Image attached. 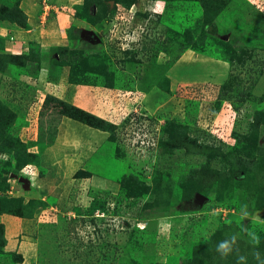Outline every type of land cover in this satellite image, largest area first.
Instances as JSON below:
<instances>
[{
	"label": "rangeland",
	"instance_id": "rangeland-1",
	"mask_svg": "<svg viewBox=\"0 0 264 264\" xmlns=\"http://www.w3.org/2000/svg\"><path fill=\"white\" fill-rule=\"evenodd\" d=\"M115 1L0 0V264H264V74L243 76V101L230 74L264 55V0L239 17L229 0ZM64 9V39L41 47L39 18ZM147 26L152 43L134 36ZM57 79L88 83L96 103ZM49 96L98 119L61 116ZM130 115L159 148L123 144L145 129L124 132ZM61 130L72 145L42 159ZM123 195L141 200L113 213Z\"/></svg>",
	"mask_w": 264,
	"mask_h": 264
},
{
	"label": "crops",
	"instance_id": "crops-1",
	"mask_svg": "<svg viewBox=\"0 0 264 264\" xmlns=\"http://www.w3.org/2000/svg\"><path fill=\"white\" fill-rule=\"evenodd\" d=\"M63 1L68 2V4L69 3L72 4V2L73 3L75 2L76 4H82L84 0H63ZM64 5H66V4H64ZM247 5H248L247 2H245L244 0H232V2L229 4V6H231L234 9L235 15H238V17L242 14L244 9H247L245 7ZM67 7L69 8V6H67ZM72 14H73V12H71L69 9L62 11L60 13L61 17H58V19H56L54 22L50 21L49 25L46 27L44 25V23H45L44 20L39 18L38 24L35 27H36V29L40 28V30L37 31V33L40 34V36H41V37H39L41 47L49 46L50 40L51 41L52 40L59 41V40L64 39V37H65V26H68L67 24L72 20ZM32 30L28 29L26 32H24L23 33L24 37H26V36L28 37V34L32 33ZM43 35H45V36H43ZM18 45H19V42L13 43L14 47H16ZM39 74H40L41 79L42 78L45 79V77L49 76V74L47 73V71L45 69L41 70V73H39ZM57 74L55 75L56 77L62 76V79L65 80V77H66L65 74L66 73L64 71H59ZM57 80L59 81L58 85L61 86V88H60L61 90H62V88H64L66 90L69 87V89L71 91L70 92L71 95H72V93H74L73 91L76 90V93H78V92L81 94L83 93L87 97L88 103L85 106L83 105V102L85 100L83 102L81 101V103L77 104V105H81L82 108L89 109L91 107V105L93 106L96 103V102H94V99H95L94 93H92V90L90 89V87H91L90 85H88V84H73V83H68L67 80H66L67 82L64 80L61 81L60 79H57ZM50 81H51V83L56 84L55 82H53V80H50ZM73 88H74V90H73ZM82 97H83L82 95H79V98H82ZM76 101H77V99H76ZM75 104H76V102H75ZM99 106H101V103ZM62 132H63V130H61V132L58 135L57 140L54 144H52V145L49 144L44 149V155L42 156V159H44V160L47 159L48 158L47 154L53 155L52 154L53 152L55 153V152H59V150L61 151V149H63L62 147L65 145H68V144L72 145L69 142L67 144L64 143L66 140H64V138H63L64 135H61ZM54 156L56 158L55 154H54ZM47 160H49V159H47ZM63 161H61V162H63Z\"/></svg>",
	"mask_w": 264,
	"mask_h": 264
},
{
	"label": "trees",
	"instance_id": "trees-1",
	"mask_svg": "<svg viewBox=\"0 0 264 264\" xmlns=\"http://www.w3.org/2000/svg\"><path fill=\"white\" fill-rule=\"evenodd\" d=\"M169 1H177V0H169ZM179 1H184V0H179ZM187 1H191V0H187ZM230 1H232V0H229V2ZM84 3H85V0H84L83 4ZM128 5H131V3L129 2ZM223 7H221L220 12L222 11ZM144 14H146V13H144ZM157 34H158V31H157ZM149 37H151V38H149ZM147 39H150V42L152 43V42H154L153 40H156V39H159V38H157V36H155L153 38L152 37V34H151L150 36L147 37ZM131 51L133 52V54H137L138 53V52H136V50H131ZM256 60H258L259 62H257ZM263 61H264V55H262L260 57V55L255 51V54L253 53V56L251 58L246 59L243 64H239V63H235V64L233 63L232 64L231 69H230V74L234 78V80L237 82V89H236V91H234V97H235V99H238L239 101H243L244 99H246L247 94L249 93L250 90H248L247 87L244 88V86H243L244 77L243 76H245V78H246L247 76L249 77L251 75H254V77H253L254 78L253 84L251 86L255 85V83L257 82V80L259 79V77L262 74H264ZM253 62H255L256 65ZM71 83H73V84H81L80 82H77V81H72ZM82 84H88V83H82ZM230 95H232V94H230ZM49 97H50V99H47V100L48 101H51L53 103V105L55 106L54 108H59L60 109L59 110V114L61 116H69L70 118L78 119L79 121H83L84 123H87V124H89V121L86 120V119H84V117L86 115H89L91 117H94L95 119L96 118L98 119V117H95L94 115L92 116L91 115L92 113L87 114L86 111L82 110L79 107H76L74 105H71V104H69V103H67L65 101H62V100H60V99H58L56 97H51V96H49ZM68 108H71V109L75 110V112L74 113L73 112H70ZM158 144H159L158 145V148H159V146L161 145V137L160 136H159V143ZM0 154H7V153L6 152H0ZM2 159L5 160V161H8L9 160V158H7V159L2 158ZM129 198L137 199L136 201L134 200L135 202L132 203L133 205L137 204L139 202V200H141V198H139V197H133L132 195H126L124 197L118 196L115 199L116 206L112 210L113 213L114 212L120 213L121 212V210H120L121 203L123 202V200H128ZM102 207H103L104 210H106V208H107V207H104V204H103ZM16 214L19 215V216L21 215V214H18V213H16ZM0 226L3 228L2 225H0ZM134 228L135 229H139V227H135V226L133 227V229ZM132 231L130 233H132ZM0 240L3 241L2 244H4L5 241H6V238H5V235H4V231L1 234V239ZM1 246L2 245L0 244V248H2ZM20 259H22V256L21 255H20Z\"/></svg>",
	"mask_w": 264,
	"mask_h": 264
},
{
	"label": "built area",
	"instance_id": "built-area-1",
	"mask_svg": "<svg viewBox=\"0 0 264 264\" xmlns=\"http://www.w3.org/2000/svg\"><path fill=\"white\" fill-rule=\"evenodd\" d=\"M135 6V4H133V7ZM131 12L133 11V8H132V6H131ZM138 10H140V9H138ZM142 31H143V28H142ZM141 31V32H142ZM137 34L138 35H134V36H143V34L141 35V34H139L138 33V31H137ZM125 37H126V35H125ZM128 38L126 37V43L123 45V46H129V42H127L128 40H127ZM137 39V37L136 38H134V39H132V40H136ZM134 119H138L137 117H135V118H133V116L132 115H130V116H128L126 119H124L125 121H123V124L121 125V127H126L125 129H124V132H128V131H130V128H132L133 129V131L134 130H136V129H142V128H145L144 129V131L140 134V132L138 131L137 132V134H136V136H137V138H130V137H127V139H126V137H125V142H123V144H125L127 147L128 146H142V145H147V146H152V145H157L158 144V142H157V140H155V137L152 135V133L148 130V126L147 125H141V123H140V121L142 120V119H147V118H139L138 119V123L137 124H135L133 127H130V128H128L127 126H124V125H131V124H129V123H132V124H134L136 121L134 120ZM134 121V122H133ZM118 131V130H117ZM126 134V133H125ZM124 134V135H125ZM126 136V135H125ZM123 140V139H122ZM126 140H127V142H126ZM151 140V141H150ZM153 149H156L155 147H152ZM157 148H158V146H157ZM6 157V156H5ZM4 159H7V158H4ZM32 168V167H31ZM30 168V169H31ZM22 171H24V169H21V172ZM27 172H29V171H27ZM29 173H34V172H29ZM110 204V203H109ZM107 210L109 211V209L107 208ZM113 210V209H112ZM99 212V213H98ZM111 212V211H110ZM101 215H104V213L103 212H101L100 213V210H97L96 211V215L95 216H97V217H102Z\"/></svg>",
	"mask_w": 264,
	"mask_h": 264
},
{
	"label": "flooded vegetation",
	"instance_id": "flooded-vegetation-1",
	"mask_svg": "<svg viewBox=\"0 0 264 264\" xmlns=\"http://www.w3.org/2000/svg\"><path fill=\"white\" fill-rule=\"evenodd\" d=\"M107 4L109 5V7H111V5H113V7L114 6H117L118 5V3L115 1V0H107ZM132 4H134V2L132 3ZM112 8V7H111ZM131 8V7H130ZM129 8V11L131 12V9ZM115 9H117V7H115ZM111 15V12L110 11H108V13H106V15H105V19L107 20V21H105V23L107 22V25L108 26H117V19H119L118 17H116L115 19H114V17H113V19H112V17L110 16ZM131 16H133V15H131ZM121 17H123V16H121ZM142 17V16H141ZM124 19H126L127 17H123ZM115 20V21H114ZM127 22V30H123V32H125L126 33V31H128V33H130L131 31H133V30H130L131 29V21L130 20H128V21H126ZM120 24H122V25H124L125 24V22L123 21L122 23H120ZM130 27V28H129ZM119 28V27H118ZM110 29V28H109ZM111 31H112V29H110ZM121 39V37H119L118 36V39ZM124 39L123 40H121V43H123V41L124 40H126V37H123ZM165 38V37H164ZM163 38V40H165ZM166 42V41H165Z\"/></svg>",
	"mask_w": 264,
	"mask_h": 264
},
{
	"label": "clouds",
	"instance_id": "clouds-1",
	"mask_svg": "<svg viewBox=\"0 0 264 264\" xmlns=\"http://www.w3.org/2000/svg\"><path fill=\"white\" fill-rule=\"evenodd\" d=\"M140 10L139 11H141L142 9L141 8H139ZM147 10L148 9H145V10H143V12L144 13H146L147 12ZM150 16H151V13L149 14ZM146 29H147V32H146ZM142 34H143V36H144V38H146L147 39V37L148 36H150L151 34H152V29L151 28H149L148 26H147V28H145V30H143L142 31ZM158 35V34H157ZM157 38H160L159 36H157ZM128 40V39H127ZM125 41V40H124ZM132 41H129V43H131ZM123 44V43H122ZM136 43H134L133 45H135ZM132 45V46H133ZM131 46V48L129 47V50L131 51V50H136L134 47H132ZM126 50V49H125ZM218 250H223L225 253L227 252V251H229L230 250V248H229V245H228V243L227 242H222V243H220L219 245H218ZM241 259H243V258H241Z\"/></svg>",
	"mask_w": 264,
	"mask_h": 264
},
{
	"label": "water",
	"instance_id": "water-1",
	"mask_svg": "<svg viewBox=\"0 0 264 264\" xmlns=\"http://www.w3.org/2000/svg\"><path fill=\"white\" fill-rule=\"evenodd\" d=\"M88 32L87 31L86 32L84 31V33H86L88 35V37H89L90 34H92V37H94V39H96V40L99 39L98 35L93 34V33H90L89 34ZM12 176H15V174H12ZM19 181L23 182L25 186H27L28 185V182H29V180L26 177H23V176H20L19 177ZM197 197H200L201 199L202 198H205V196L204 195H201L200 193H197Z\"/></svg>",
	"mask_w": 264,
	"mask_h": 264
}]
</instances>
